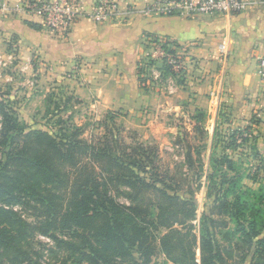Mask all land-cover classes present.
I'll return each mask as SVG.
<instances>
[{"label": "trees", "instance_id": "trees-1", "mask_svg": "<svg viewBox=\"0 0 264 264\" xmlns=\"http://www.w3.org/2000/svg\"><path fill=\"white\" fill-rule=\"evenodd\" d=\"M33 26L38 28L35 24ZM146 37L148 47L152 42H162L163 47L172 54H176L179 48L176 42L167 37ZM152 66L163 71V76H175L165 62L158 65L157 60L148 58L145 62L142 59L138 64V74L145 89L150 88L147 81ZM2 98L3 95L0 96V264H3L6 251L18 247L28 226L18 212L7 206L25 200L39 205L34 208L41 211L32 229L54 237L58 243L77 247L58 238L55 232L72 231L75 234L81 230L84 240L77 248L81 261L114 264L116 259H132L134 264H151L158 250L162 249L174 264H198L196 236L190 230L183 232L174 228L178 224L192 229V225L187 223L197 216L196 200L168 193L170 187L166 182L161 183V187L156 184L159 181H153V184L143 178L135 166L141 167L145 162L144 157L127 161L114 153L108 144L100 147L101 139L94 142L83 138V129L63 118L59 120L66 128L57 131L23 126L18 113ZM70 99L62 100L64 107ZM196 113L194 119L197 122L206 121L205 112L199 110ZM259 122L255 116L252 118V123ZM252 128L249 125L243 130L231 131L224 140L222 147L225 151L222 154L215 152L217 144L213 146L208 180L214 199L210 213L202 214L200 264H227L223 251L229 258L239 251L243 260L251 254L250 264H264V155L255 142L248 156L253 157L257 164L244 175L240 169L236 171L240 166L238 160L227 152L257 140L258 136ZM218 129L217 126L215 138L219 136ZM113 139L118 143V135ZM139 148L142 154L147 153L146 159L153 161L157 157L153 149L143 145ZM191 155L188 154V160H191ZM85 161L93 165H96L94 162L100 163L102 173L111 174L108 180L112 184L131 186L136 190L134 196L144 190H155L161 197L158 215L153 218L140 197H134L138 200L134 206L117 202L106 183L98 180L95 166L90 168L84 164ZM71 168L78 173L74 180L66 172ZM229 171L234 174L230 175ZM246 180L252 182L251 186L245 184ZM63 190H69L67 205H64L61 194ZM147 203L151 204L150 201ZM208 203L205 206L209 207ZM215 212L221 215L219 220L213 218ZM230 223H233V228ZM219 224L228 230L227 240L233 243V251L220 244L217 238ZM162 227L169 228V231L158 239V247L155 231ZM135 252L139 253L141 262L135 260Z\"/></svg>", "mask_w": 264, "mask_h": 264}, {"label": "crops", "instance_id": "crops-1", "mask_svg": "<svg viewBox=\"0 0 264 264\" xmlns=\"http://www.w3.org/2000/svg\"><path fill=\"white\" fill-rule=\"evenodd\" d=\"M8 1L13 6L21 2ZM78 1L90 11L96 0ZM150 1L118 0L119 11L111 21L82 17L65 38L54 35L38 17L0 15V67L15 58L16 68L42 71L48 66L54 82L68 85L79 101L100 98L102 110L135 113L145 105L153 113L164 98L174 99L172 106L184 114L213 113L214 133L220 119L233 127L253 126L264 155L259 65L264 57V0H248V9L239 14L193 17L146 16L142 10ZM147 35L176 42L185 60L181 80L162 75L161 85L151 90L141 86L138 64L150 50ZM254 116L259 123H252Z\"/></svg>", "mask_w": 264, "mask_h": 264}, {"label": "rangeland", "instance_id": "rangeland-1", "mask_svg": "<svg viewBox=\"0 0 264 264\" xmlns=\"http://www.w3.org/2000/svg\"><path fill=\"white\" fill-rule=\"evenodd\" d=\"M15 59H10L7 65L0 67V96L3 95L4 98L2 99H5L9 106L11 105L15 109L23 126L57 131L62 127L66 128L65 124L59 120V118H63L66 122L69 121L80 126L83 129V138L94 142H98L101 139L100 147H106L108 144L114 153L121 155L127 161L133 162L135 158L137 161L140 157H144L145 162H143L142 166H135V169L140 172L143 178L151 183L159 181L156 184L161 187V183L166 182L170 187V189H167L168 193L178 195L181 198L196 200L197 216L187 223V225H192V229L178 224L174 228L183 232L190 230L196 236L198 244L195 249L196 258L198 264H200L202 214L205 212L210 213L214 199L211 195V185L208 180L210 156L214 151L213 146L217 144L215 152L222 154L225 151L222 147L224 140L229 137L231 131L239 128L243 130L246 125L233 127L226 124L224 119H220L218 121L219 136L215 138L213 134L215 125L213 113H205L206 121L199 123L194 119V116L197 115L196 112L193 115L184 114L172 106L174 99H172L173 104H171L172 100L170 98H164L165 101L162 102L161 107L153 113L150 106L146 107L145 105L135 113L126 112L124 109L102 110L98 104L101 100L100 98H91L88 102L79 101L68 89V85L54 82L53 74H48V66L46 70L42 71H35L33 68H16L15 65H18V60ZM153 68L158 75L154 78L153 84L151 83L150 90L159 84L161 85L162 80L164 81L162 77L163 71L158 69L157 66H153ZM168 76L176 77L173 75ZM180 78L177 77L178 80H181ZM64 98H71L65 107L62 102ZM92 103L94 106H92ZM68 118L71 120H67ZM68 132L71 133V131ZM115 135L119 137L118 143L113 139ZM255 141L251 140L237 150L230 149L227 151L239 162L240 166L236 168V171L240 169L244 175H247L250 168L257 164L253 157H249L251 146L255 144ZM140 145L153 149L152 151L156 153L157 157L153 161H151V158L146 159L147 153L142 154V150L139 148ZM189 153L192 154L191 160H188ZM89 163L85 161L84 164L90 168L95 166L98 180L106 183L111 195L117 202L125 206H134L138 202L134 197H140L143 206L148 207L149 211L152 212L153 218L158 215V204L161 201V197L155 190H144L134 196L136 190L131 186L112 184L108 180L111 174L102 173L100 163L94 162L96 165ZM253 170L254 168H252L251 172ZM66 172L71 180H74L78 175L76 169L73 168L67 169ZM229 174L233 175L234 172L229 171ZM153 184L155 183L153 182ZM245 184L251 186L252 182L246 180ZM68 193L69 190L61 191L64 205H67L69 200ZM212 193L213 195L215 194L214 191ZM148 201L151 204L147 203ZM23 202L7 206L18 212L28 226H26L25 233L18 245L21 251H18V247L14 250L6 251L3 257V264H91L88 261H81L80 251H77V248L83 244L84 240L80 234L81 230L75 234L72 231H56L55 235L58 238L69 241L77 247L71 248L62 245L54 237L32 229L38 222L36 217L38 214L41 215V211L35 210L34 207L39 206L36 203H31L29 200ZM206 202H209V207L205 206ZM212 216L218 220L221 218V215L217 212L213 213ZM40 218L43 219L44 217ZM230 224L231 228H233V223ZM168 231L169 228L164 227L155 231L158 247L160 246L158 239ZM217 232V238L222 247L233 251V243L227 240L229 237L228 230L222 228L219 224ZM223 252L228 262L227 264H250L251 254L247 255L248 258L246 260H243L239 251H235L232 258L228 257L226 251ZM139 256V253L135 252V260L141 262ZM134 263L135 261L132 259L114 260V264ZM151 264L174 263L162 249H159Z\"/></svg>", "mask_w": 264, "mask_h": 264}, {"label": "built area", "instance_id": "built-area-1", "mask_svg": "<svg viewBox=\"0 0 264 264\" xmlns=\"http://www.w3.org/2000/svg\"><path fill=\"white\" fill-rule=\"evenodd\" d=\"M248 7V0H151L142 12L146 16L193 17L205 14L234 15L244 12ZM118 11V0H96L90 11L78 0H21L20 4L15 6L8 0H0V15L25 14L38 17L45 27L61 38L67 37L74 24L82 17H88L95 23H105L111 21ZM148 58L165 62L176 77H181L184 72L185 61L182 54L178 49L176 54L168 52L162 42L150 44V50L143 60L146 62ZM259 65L264 79V57L260 59ZM149 70L151 75L147 82L151 86L158 73L153 66Z\"/></svg>", "mask_w": 264, "mask_h": 264}]
</instances>
